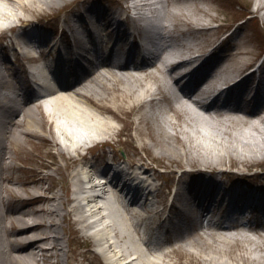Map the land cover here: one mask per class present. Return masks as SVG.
<instances>
[{
	"label": "bare ground",
	"instance_id": "bare-ground-1",
	"mask_svg": "<svg viewBox=\"0 0 264 264\" xmlns=\"http://www.w3.org/2000/svg\"><path fill=\"white\" fill-rule=\"evenodd\" d=\"M147 1L145 14L149 16L154 14L153 5L164 1L165 4L173 2V0ZM254 1L257 5L256 12L261 13L264 20V0ZM59 2L60 0L56 2L55 0H0V33L8 31L10 33L34 22L19 13L24 11V8L29 12L27 14L32 15L30 11L38 12L39 7L49 4L55 6ZM135 6L136 2L133 0L128 8ZM92 11L101 18L100 22L108 23L109 18L106 19L105 16L110 11L106 12L102 8ZM148 18L144 19L143 26L136 27V31L150 25ZM83 21L87 23L96 20L84 18ZM188 27L194 31L210 30L207 25L196 26L194 23H188ZM163 29L165 34L160 53L149 62L134 66L133 70L153 73L155 69L162 73L160 78H164L165 82L159 93L164 96L163 101L165 99L169 101L168 106L164 107L153 104L155 97L160 94L150 91L149 88L140 93L144 94L141 99H132L143 86L141 78L134 76L136 73H116L111 69L101 71L104 66L100 65L86 70L73 86H64L55 90L50 88L47 81L41 91L32 89L31 92H27L22 86V78L18 76L13 65H10L11 62L0 55V264H89L92 254L102 259L103 264H162L151 256L148 257L147 253L159 252L163 245L155 244L153 245L155 247L147 248V252L133 246L136 242L134 233L138 231L139 226L147 220L160 218L159 213L149 207V199L145 201L143 207H139L138 200L123 201L129 203L127 205H134V210L122 206L121 203V206L116 208L111 205L112 200H110L108 203L113 223L107 225L108 208L102 206L101 200L107 194L114 199L118 198L115 187L112 183L97 185L92 180L94 175L92 170L89 171L88 167L81 165V161L87 160L86 150H92L100 145H111L106 135L117 130V125L125 122L126 115L138 111L143 113L147 104L150 105V109L144 111L141 120L153 123L149 137L151 139L156 137L160 146L156 147V153L161 152V156L168 158L169 162L177 163L182 158L191 166L199 162L206 166L228 162L232 167L236 166L248 171L259 167L261 163L264 164V103L256 104L250 111H245L247 114H243V110L226 100L224 107L219 108L218 102L222 98L224 88L219 89L218 94L209 103L199 100L210 98V94L218 88L220 80H223L225 72L233 73L230 79L224 80V84L228 85L225 90H229L230 93L251 87L254 83L251 75H243L249 64L236 59L229 68L219 73L214 66L207 71L200 82L192 86L189 94L175 95L173 90L177 82L169 83L172 74L198 57L200 42L194 39L198 43L192 44L179 39L176 45L179 47H175L172 44L174 35L170 20L165 21ZM114 32L118 37H123L125 43L130 41L133 35L123 30L121 26H118ZM25 37L26 42L30 41L29 36ZM99 47L96 48V52ZM248 47L247 43L245 46L235 47L232 53L227 57L224 56L223 59L244 57L249 54ZM175 48L185 50V53L189 54L188 58L183 64H171L168 68L165 54ZM55 51L56 44L49 54ZM87 51L86 48H80L79 53L83 59ZM203 51L205 49L201 52ZM16 52L19 57H30L23 49H17ZM49 54L40 55L45 61L43 69L51 64L48 60ZM66 76H68L67 72L59 69L57 78ZM239 78L240 80L237 81ZM259 85L264 86V78ZM125 98L126 102H124ZM36 109H40L37 113L40 117H36ZM168 113H172L173 117ZM203 121L212 124L213 129H204ZM35 124L41 126L50 124L54 129L52 139L50 140L39 126L38 131L33 130ZM24 126L34 134L32 136L47 139L57 146L60 156L66 161V166L76 167L61 185V190H57L54 183H49L48 180L52 175L44 173V170L51 169L56 164L55 161L52 164H45L42 160L37 168L29 171L27 180L21 181L14 175H17L19 169L12 164V161L18 158L11 150L16 145L23 148L24 143L19 138V132L25 133L22 129ZM81 131L86 133L84 142L78 139ZM124 131V126L118 129L120 134ZM97 136L101 138L95 140ZM140 139L143 140L141 133ZM204 139H208V143H213L211 145L216 147V152L212 148L205 147L207 142ZM87 141H93L95 144L87 146L85 143ZM218 145L221 147L219 148ZM141 146L145 152L147 148L154 149L149 142H143ZM210 168L184 170L178 174V180L217 172L216 167ZM135 169L142 175L150 177V168L144 167V163L136 166ZM260 174L264 176V171L252 176L244 174L243 178L251 180ZM226 176H231V173H227ZM83 178L86 179L85 184ZM136 189H139V193H147V188L138 186ZM222 189L223 187L215 181L205 179L189 187V190L196 194L197 199L202 201L203 208H207V204L212 202L213 195L221 192ZM157 191L161 203L164 204L166 196L161 188ZM251 192L244 197L245 203L251 202L253 198ZM259 204L264 209V204ZM122 213L127 216L128 228H124ZM237 227L246 231L256 229L250 223ZM211 228L217 232H211ZM92 229L94 235L90 234ZM230 230L232 228L227 227L222 220H215L213 217L206 226L202 222L173 241L179 242V248L195 256L207 257V260L214 262L213 264H264V238H253L244 232L234 234ZM104 242L109 243L104 245ZM234 242L241 252L226 258L227 251L223 246ZM123 243L127 245L126 248H123ZM147 245L151 244L147 243ZM201 247H207L210 252L202 255ZM84 248L87 250L80 251ZM194 248L198 250L193 251ZM176 251L163 253V256L173 262L172 254Z\"/></svg>",
	"mask_w": 264,
	"mask_h": 264
},
{
	"label": "rangeland",
	"instance_id": "rangeland-1",
	"mask_svg": "<svg viewBox=\"0 0 264 264\" xmlns=\"http://www.w3.org/2000/svg\"><path fill=\"white\" fill-rule=\"evenodd\" d=\"M57 0H55L56 2ZM133 0H60L59 4L52 5L49 4L48 6H42L39 7L38 12H31L32 15H29L28 11H26V8H24L22 12H19L18 9H16L22 16L25 18L32 19L33 25L38 26L39 23H41L42 26L48 27L46 29L47 32L52 33V37H54L55 33L57 32L58 25L62 24L63 22H67L71 17L77 16L79 14H83L84 16L87 15L88 10L92 11V9H98L102 8L107 11H115L116 13H120L121 17L124 18V12H129L130 8H128L130 5H132ZM165 2V1H164ZM159 3L153 5L154 14H151L150 16L146 13L144 18L140 17V21L144 24V19L149 17L147 20L150 21V25L146 26L143 30L136 31V27L140 26L136 23H134L132 26L134 27V32L138 35H147L150 37L151 32L153 31H160L161 28H163V25L165 21L168 19L172 23V32L174 35V38L172 40V44L176 46L178 40L187 41L192 44H197L198 42H195V40L200 42V45L198 46V49L200 52L204 49H207L212 44L219 43L221 41H224L222 45L220 46V51L222 58L217 60L214 64L216 67L215 70H217L219 73L223 69L229 68L233 62L236 59L243 60L245 64H249L246 71L253 66L259 59L260 62L264 60V54H262V50L264 49V20L262 19L261 13L256 12V2L254 0H173L171 4H165V3ZM110 12V13H111ZM247 14L252 15L253 17H256L255 19L250 20L247 18ZM87 17V16H86ZM129 21V19H127ZM188 23H194L196 26L200 25H207L210 27V30L203 31V30H195L189 29ZM162 25V27H161ZM143 26V25H141ZM122 29L125 30L128 33H131V29L127 27L126 24H123ZM31 29V28H30ZM29 29V31H30ZM26 29H21L20 31L25 32ZM39 31V29H37ZM42 31V29H40ZM25 34V33H24ZM165 34L163 29V35ZM2 37H8L11 38V41H7L6 43H2V39H0V44H10L12 41H23L25 43L24 37L23 40L14 38L13 34H10L8 32L0 33V38ZM114 41H119V45L124 46L123 37L115 36L113 37ZM67 35L65 34L64 40L67 41ZM245 43L249 45L247 48L249 50V54L242 57H229L228 59L224 60V56H228L231 51L235 47L239 46H245ZM16 48L18 49V46H13L9 50H5L6 56L8 60L11 62L10 65H13L14 70L18 72L19 69V75L21 76L22 73H20V70H23V73L26 76V70L31 64V61L28 59H25V57H19L18 53L16 52ZM26 48V46H25ZM28 48V47H27ZM197 48V47H196ZM246 49V48H245ZM28 51V49H26ZM167 56V59H170L172 57H179V56H187L188 53H185V50L181 48H175L174 50H170V53L165 54ZM42 59V58H41ZM44 60V58H43ZM49 60V59H48ZM50 61V60H49ZM16 63V64H15ZM161 65V63H159ZM264 65V64H263ZM110 68L108 67H102L101 71H107ZM112 71L116 73H128L133 72L136 73L134 76H138L142 80V88L139 89L137 93L132 97V99H141L144 97V94L142 93L143 90H146L149 88L150 91L159 93L161 87L164 84V78H160L162 76L159 71L150 72V73H140L137 71L140 70H133V68H127V69H117L114 68ZM152 70V69H150ZM246 71L243 74L246 75ZM264 71V66L262 69H260V73ZM150 74V75H149ZM152 74L154 77H152ZM232 72H225L223 75V80H220L219 87H221L224 84L225 79H230L232 77ZM22 77V76H21ZM252 79L255 78V75H251ZM22 86L25 88V90H31L32 86L30 83L26 81L25 78H22ZM171 83V80L170 82ZM226 85V84H224ZM177 88V86H174V90ZM192 88V87H191ZM159 90V91H158ZM173 90V93H174ZM29 91V92H31ZM41 91V90H39ZM160 94V93H159ZM214 93H211L210 96H213ZM179 95V94H178ZM181 94L180 96H182ZM199 98V97H195ZM209 98V97H208ZM150 98H147L149 100ZM114 100V99H112ZM164 96L162 94L155 97V103H153L155 106H168V99L165 101ZM208 99H204V102H206ZM126 102V98L125 101ZM128 102V101H127ZM210 102V101H208ZM264 102H260L258 104H262ZM225 105V98L222 96L221 100L218 102V107L223 108ZM150 109V105L147 104L146 109H143L144 111H147ZM40 110V109H39ZM36 109V114L38 111ZM249 111V110H248ZM142 111H138L133 114H129L125 116V122L122 124H118V129L121 128V126L125 127V131L120 134L117 130H113L111 134L106 135L107 138H109V143L111 145H100L96 148H93L92 150H88L87 153V160L81 161V165L84 167H88L89 171L92 170V173H97L98 170L104 169V167L110 163L112 160L120 159L124 161L125 163L130 164L133 167H136L138 165H141L144 163V167L150 168V177L147 175H140V172L138 176L140 179L145 178L147 180V184L151 186V191H156L158 189H162V192L167 198V194L171 193V188H174L178 182V174H180L184 170H195V169H203L205 167H216L217 172L215 174L209 173L207 176H188L185 177L182 180L181 190L179 193V196L177 197V206L180 205L183 201V198L187 196L188 193H192V190H189V187L192 186L193 183L199 182L203 179L207 181H215V183L220 184L223 188H237L242 187V189H245V183L241 182V178L244 174L249 173L252 174H258V169H250L244 170L239 169L235 167H232L229 165L228 162L224 164H211L210 166H206V164L199 162L193 166L191 164H188L184 160L181 159V161L177 163L169 162L168 158H163L161 156V152L158 154L156 153V147H160L156 137L150 138V128L153 126V123H146L142 122L141 115L143 114ZM243 114H247V112L243 111ZM169 116L173 117L172 113H168ZM36 117H40V115H36ZM43 119V117H42ZM258 121V120H257ZM202 123V127L205 129L211 128L213 129V125L210 123ZM41 127L42 132L51 140L53 137V131L54 129L50 126V124H45L44 126L41 125H34L32 127L33 130L38 131ZM182 126H185V124H182ZM25 133L19 132V138L21 141H23V148H19L17 145L14 146V149L11 150V152L18 158L17 160L12 161V164H15L16 167L19 169L17 171V175L14 174L16 177H19L21 181L27 180L28 173L31 169L37 168L38 164L43 160L45 164H52L54 161L56 162L55 165L51 167V169L44 170L45 174H51V178L48 180L49 183H54L57 187V190H61V185L64 183V181L69 178V175L72 174L73 170L76 168L75 166H66V161L60 156V150H58V147L52 144V142L48 141L47 139L43 140L42 138H38L35 136H32L31 132L28 131V128L24 126ZM140 133L141 137L140 139ZM18 134V133H16ZM105 137V136H104ZM147 137V139H145ZM97 138H101L100 136L95 137V140ZM78 139L81 142H84L86 140V133L84 131H81V134H79ZM28 140V143H27ZM99 140V139H97ZM205 142H207L208 148L214 149L213 151L216 152L215 148L212 147L211 144L208 143V139H204ZM143 142H149L153 145V150H146V152L142 149L141 144ZM87 146H92L95 144L93 141H87L85 142ZM220 148L221 146L218 145ZM157 148V149H158ZM217 148V151L218 149ZM123 151V152H122ZM223 152H225L223 150ZM124 153V154H123ZM31 159V160H30ZM35 161V163H30L28 161ZM262 164V163H261ZM259 167H264V164H262ZM92 165V166H91ZM59 168H61L59 170ZM210 168V169H211ZM86 170V168H83ZM252 170V171H251ZM227 173H231V176H226ZM234 173V174H233ZM98 175V174H95ZM248 185L251 186V190L255 189H262L264 187V176L259 175L255 176L253 179L248 180ZM49 185V184H48ZM187 188V189H185ZM169 190V191H168ZM187 191V192H186ZM190 191V192H189ZM186 192V193H183ZM116 193H118L116 191ZM183 194L180 196V194ZM118 196V195H117ZM123 199L118 196V198H115L112 200L111 205L114 207L121 206H128L130 209H133V206L127 205L128 203H123ZM161 201V199H160ZM121 203V204H120ZM144 203H139V207H143ZM165 204V203H164ZM122 208V207H121ZM175 214L178 216V209L175 210ZM122 218L124 219V228H128L129 224L126 222L127 216L125 213H122ZM160 218H155L151 220H147L143 224H141L138 228V231L134 233L135 236V243L133 244L134 247H139L143 252H147V248L155 247L153 245H163L159 252H153V253H147L148 257L151 256L152 259H155L157 262H160L162 264L169 263V264H213L214 262L211 260H207V257H200L192 255L188 252H186L184 249L179 248V242H174L173 240L177 237H179L181 234L185 233L186 231L191 230H185L180 232V235L176 234H167V239L162 240L159 235H157V238H151L150 231H162V218L161 213H159ZM111 219V218H110ZM115 219V216L114 218ZM220 219V217H215V220ZM129 222V221H128ZM113 223V220L109 221V225ZM207 223L205 224V226ZM256 227V226H255ZM122 228V226H121ZM207 228V227H205ZM211 232L216 233L217 230L214 228H211ZM230 232L237 234L238 232H244L248 233L253 238H264V226L256 227V229H253L251 231H246L242 228H235L230 230ZM92 235V233H90ZM153 235V234H152ZM142 238V239H141ZM112 241H110L111 243ZM150 243L151 245H147V243ZM107 245V244H106ZM123 248H126L127 245L125 243L122 244ZM159 247V246H157ZM224 249L227 251L226 258H229L232 254H237L241 252V249L238 248L235 245V242L231 245H224ZM197 248H194L193 251ZM87 249H80V251H86ZM177 250L174 254H172L173 262L170 261L168 258L163 256V253ZM202 251V255L209 253V249L207 247H201L200 252ZM162 256V257H161ZM89 264H103L102 259L95 255H90L89 258ZM230 261V260H229ZM88 264V263H87Z\"/></svg>",
	"mask_w": 264,
	"mask_h": 264
}]
</instances>
